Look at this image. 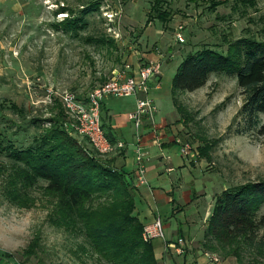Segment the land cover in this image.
I'll return each instance as SVG.
<instances>
[{
  "label": "rangeland",
  "instance_id": "374dc122",
  "mask_svg": "<svg viewBox=\"0 0 264 264\" xmlns=\"http://www.w3.org/2000/svg\"><path fill=\"white\" fill-rule=\"evenodd\" d=\"M154 1L0 0V133L16 146H26L34 133L28 120L50 118L56 105L61 107L59 98L63 93L84 98L109 80L113 71L128 66L134 73L153 58L157 60V70L147 87L155 108L154 122L167 119L172 127L179 126L180 136L175 142L178 149L172 148L178 151L175 158H181L180 145L191 147L195 168H188L182 180L199 191L197 198L205 197L198 205L202 215L213 196L221 191L264 180V138L233 134L238 121L235 116L241 107L234 79L211 75L201 89L181 94L178 100L187 116L184 124L177 123L180 117L170 97L171 80L188 53L204 46L225 51L223 36L226 41H234L243 35L248 24L226 6L211 10L210 0H161L162 9L169 14L168 21L146 24ZM255 1L256 9L248 11L250 17L264 13V0ZM91 5H97L98 11L84 17L85 29L78 30L77 36L53 27L67 18V14L58 12L60 8L76 16ZM176 35L181 36L182 43ZM90 37L111 38L113 47L88 43L86 39ZM132 99H111L106 106L113 112H127ZM11 105L23 109L25 118L13 113ZM101 116L102 125L106 126L110 119L103 112ZM131 128L132 132L121 134L124 149L129 147L128 156L130 147H135L136 134L132 125ZM203 144L212 146L205 157L199 155ZM110 158L101 160L115 168ZM5 162L0 157V164ZM3 185L0 178V248L18 264H81L76 259L81 257L77 247L84 240L47 222L51 201L41 189L29 191L32 201L19 208L4 198ZM262 215L264 205L259 211ZM260 235L264 237V231ZM32 243L36 244L35 255L26 258L25 252ZM81 258L84 264H96L89 257Z\"/></svg>",
  "mask_w": 264,
  "mask_h": 264
},
{
  "label": "trees",
  "instance_id": "16d2710c",
  "mask_svg": "<svg viewBox=\"0 0 264 264\" xmlns=\"http://www.w3.org/2000/svg\"><path fill=\"white\" fill-rule=\"evenodd\" d=\"M210 9L226 6L239 14L248 24L243 35L222 44L226 50L209 47L188 53L178 65L171 80L170 97L175 112L186 123V112L179 102L184 93L201 89L211 75H224L234 79L241 97V107L235 119L233 134L264 138V13L248 16L255 10V0H210ZM163 2L155 0L152 21L167 22L169 14L162 9ZM97 5L82 9L79 15L60 8L67 18L56 24V29L73 36L85 29V16L97 12ZM88 43L113 47L111 38H87ZM104 81V80H103ZM47 119L31 118L28 124L34 133L26 146H16L0 133V178L4 183L2 194L12 206L25 208L32 201L29 191L40 188L51 201L47 222L74 238L81 237L84 244L77 253L96 264H157L152 244L144 241L143 224L134 214L137 192L130 174L115 169L101 160L86 141L79 142L63 129L65 116L61 107ZM21 118L23 109L10 106ZM102 120V116H101ZM101 128L105 133L106 126ZM212 146H200L199 155L205 157ZM122 152L119 154L121 155ZM264 180L231 187L213 196L211 213L204 226L200 251L219 259L232 258L237 264H264ZM36 244L25 252L35 255ZM80 256L76 259L84 264Z\"/></svg>",
  "mask_w": 264,
  "mask_h": 264
},
{
  "label": "crops",
  "instance_id": "0c3cea01",
  "mask_svg": "<svg viewBox=\"0 0 264 264\" xmlns=\"http://www.w3.org/2000/svg\"><path fill=\"white\" fill-rule=\"evenodd\" d=\"M109 100L111 98H105L100 107V113H105L110 119L105 133L113 143H123L121 134L128 130L132 132L127 115L134 110L135 99H132L130 109L121 113L113 112L106 106V101ZM166 120L153 121V125L145 122L142 127L140 133L143 137L140 145L147 152L145 167L147 186L135 187L137 192L135 214L138 220L146 226L159 219L163 226L164 239L150 241L155 260L157 264H237L232 258L218 257V262L213 263L209 260V254L200 251L198 247L211 213L213 199L200 215L198 205L205 197L197 198L199 191L192 189L193 187L182 180L183 173L188 168H195L192 167L193 160L175 158L178 151L172 148L175 146L178 149L175 142L180 136V128L176 125L172 127ZM128 148L126 145L121 155L118 153L111 157L110 162L115 168H122L124 172L130 174L135 184L134 146L130 147L131 156L127 155ZM0 264L18 263L10 253L0 248Z\"/></svg>",
  "mask_w": 264,
  "mask_h": 264
},
{
  "label": "built area",
  "instance_id": "2783aa9c",
  "mask_svg": "<svg viewBox=\"0 0 264 264\" xmlns=\"http://www.w3.org/2000/svg\"><path fill=\"white\" fill-rule=\"evenodd\" d=\"M180 29V28H179ZM178 29V30H179ZM176 40L183 42L180 35ZM157 60H150L134 73L128 66L115 70L104 84L94 88L84 98L73 93H63L59 102L65 116L63 129L71 136L83 138L99 158H110L124 149L121 142L111 143L101 128V103L105 98L120 99L134 98V110L127 115V121L132 125L136 134L134 147L135 187L147 186L145 179V164L147 152L140 146L139 130L144 122L153 125L155 108L153 101L148 98L147 84L156 74ZM178 143V142H177ZM179 154L184 160L194 159V153L188 144L180 145ZM142 238L144 241L164 239L163 226L159 219L144 226ZM213 263L218 262L214 255H208Z\"/></svg>",
  "mask_w": 264,
  "mask_h": 264
}]
</instances>
